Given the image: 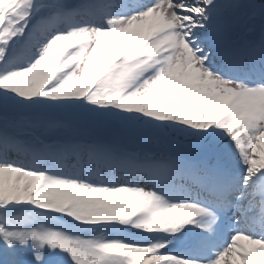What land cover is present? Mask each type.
Listing matches in <instances>:
<instances>
[{"label":"snow or ice","instance_id":"6c2138e0","mask_svg":"<svg viewBox=\"0 0 264 264\" xmlns=\"http://www.w3.org/2000/svg\"><path fill=\"white\" fill-rule=\"evenodd\" d=\"M0 264H264V0H0Z\"/></svg>","mask_w":264,"mask_h":264}]
</instances>
